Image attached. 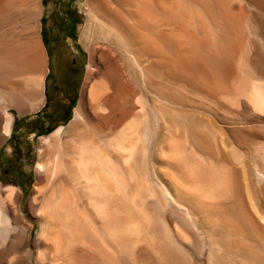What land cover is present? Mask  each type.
Masks as SVG:
<instances>
[{
  "label": "rangeland",
  "instance_id": "374dc122",
  "mask_svg": "<svg viewBox=\"0 0 264 264\" xmlns=\"http://www.w3.org/2000/svg\"><path fill=\"white\" fill-rule=\"evenodd\" d=\"M134 1L146 3V24L137 6L118 0L99 2L93 16L111 24L116 14L115 29L143 33L156 56L140 52L127 35L125 48L107 37L88 0H0V199L14 225L7 233L0 228V264H104L108 258L115 264H264V107L257 103L264 96V0ZM60 50L64 68L76 60L80 72L64 117L50 111L60 102L61 79L47 81L53 98L44 107L47 55L53 66ZM57 65L54 60V71ZM103 80L110 93L93 103L90 90ZM81 109L87 127L107 139L137 119L128 166L142 175V219L153 245L96 242L58 260L40 240L43 202L72 186L37 171L39 149L61 126L68 140ZM38 110L44 113L34 117ZM6 113L12 116L8 136ZM232 206L239 214L229 212Z\"/></svg>",
  "mask_w": 264,
  "mask_h": 264
},
{
  "label": "bare ground",
  "instance_id": "6f19581e",
  "mask_svg": "<svg viewBox=\"0 0 264 264\" xmlns=\"http://www.w3.org/2000/svg\"><path fill=\"white\" fill-rule=\"evenodd\" d=\"M103 1L88 0V6L92 16L95 15L93 14L94 8L96 7L95 5L100 3L105 4L106 2L107 5H110L109 1ZM118 1L122 6H137V18L142 24L150 19L146 11V3L143 1H140L137 5L134 0ZM109 5L107 7L105 5V7L110 13L112 11L109 10L112 9H110L111 7L109 8ZM98 7L96 8L99 9ZM103 7L104 6H101L100 8L103 9ZM100 10L101 9L97 11ZM112 15H110V18ZM115 15L112 21L107 18L108 16L106 17L111 21V24L103 22L102 20L99 21V18L96 16L93 17L101 23L104 34L107 37L114 36L115 39L120 42L119 45H123V48L126 46L125 35H127L130 37V41L132 40V42H136V44L139 45L138 48L140 52H152V54L156 56L155 49H151V45H148V40L150 38L146 40V36H144L143 33L140 34L136 30L130 28L125 32H120L117 28L115 29V26H113L114 24L112 25L113 19H116V21L119 20ZM117 15L120 17L118 13ZM120 22L123 23V21ZM145 55L146 54L143 56ZM129 58L135 65L142 69L140 62H138L139 60L137 61L135 56L130 55ZM212 63L216 67H224L223 63ZM103 81L98 85L96 84V86L92 87L90 90L89 96L91 100L94 101L93 103L96 101L99 102L101 96L105 94L109 89L108 87H110L108 81ZM107 93H110V91ZM105 95L108 96V94ZM30 96L32 95L30 94ZM29 98L28 96V99ZM263 98L258 97L259 102L257 103H259L260 107H264ZM97 109L103 112L105 108L103 109L99 106ZM73 121L68 133L66 132L68 140L63 142L61 137L63 126H61L49 136L43 138L42 141L46 144V149H39V157H41L42 160L40 159L41 161L37 164V171L40 173L51 172L50 179L52 180H56L59 176H61L64 181L65 178H67L71 183L73 192H75L71 194L70 192L72 190L70 189L71 191H69L65 189L63 185L62 189H57L55 193L53 192V194L48 197L49 199H45V202H43L44 205L39 209L40 211L38 213L40 217L39 221L42 224L40 240L48 246L50 251L55 253L51 252L58 260L76 246H89V244L92 243L93 248L96 242L105 246L108 244L114 247H122L126 243V240L130 239L133 244L146 241L147 244L153 245L154 238L149 235L147 224L142 219L144 217V207L140 203L141 199L138 197L137 189L134 188L135 192L131 190L132 192L129 194V190L126 188V184L129 180L132 181V183L137 181L141 182L142 180V176H137L136 172L134 173L128 166L130 153L135 147L134 135H136L137 130H139L137 119H131L121 128V131L113 136H109V139H107L105 133L101 130L94 129V127H87L86 123H84L85 121L82 119V109L78 110ZM11 123L12 116L6 113L2 123V131L5 136L10 134ZM50 168H52V171H49ZM230 188L233 189L232 186ZM36 189V194L38 195L41 190L38 186H36ZM193 190L198 192L194 193L201 195V192L197 189ZM10 192L9 201L12 203L15 191L11 190ZM36 194L34 195L33 201L37 200ZM227 194L228 193H226V195ZM78 202L86 204L85 207L83 209L76 208L75 205ZM6 204L7 202L0 199V228H2L5 233L12 230L14 227L11 223V217L9 216L10 208ZM199 207L202 209L203 205ZM252 207L254 208V205H252ZM229 212L233 215H237L239 214V208L232 206L229 208ZM255 214L260 220H263V216L257 212V210ZM66 256L64 255L62 258ZM39 257H41V254ZM69 261L67 264H71Z\"/></svg>",
  "mask_w": 264,
  "mask_h": 264
},
{
  "label": "flooded vegetation",
  "instance_id": "af4514ba",
  "mask_svg": "<svg viewBox=\"0 0 264 264\" xmlns=\"http://www.w3.org/2000/svg\"><path fill=\"white\" fill-rule=\"evenodd\" d=\"M62 50L57 52V55L53 59V66H51L50 60L51 57L50 55H47L48 59V70L47 74L45 75V81H44V92H45V97H46V102L44 107L46 109L48 108L47 105L52 101L51 97L48 94V85L47 81L49 78L58 81L61 79V87H62V96H59L57 99L60 102L55 103L52 107L51 112L55 114H60V116H65L68 115L69 112H71V103L74 99V95L77 92L78 89V78H79V64L76 60H72L70 65L68 67L64 68L63 61H62V56L61 53ZM61 59L62 66L59 63ZM54 60H56L57 68L54 71ZM56 87L59 88V85L57 84ZM63 103H66L67 105H62ZM38 115L36 117H39L41 114L44 113L43 110H38Z\"/></svg>",
  "mask_w": 264,
  "mask_h": 264
},
{
  "label": "crops",
  "instance_id": "0c3cea01",
  "mask_svg": "<svg viewBox=\"0 0 264 264\" xmlns=\"http://www.w3.org/2000/svg\"><path fill=\"white\" fill-rule=\"evenodd\" d=\"M134 173H135V171H134ZM136 174H137V176H140V177L142 176V175H140L139 173H136ZM129 182H132V181L129 180V181L127 182V184H126V188H127V190H129V191H128L129 194H130V192H132V191L135 192V191H134V188H136V189H137L136 191L138 192V197H140L139 199H141V201H142V196L140 195V194H141V193H140V192H141V189H140V188L142 187L141 182H140V181L133 182V184H132L133 188H132V189H129V188H128ZM134 183H135V185H134ZM137 184H138V185H137ZM131 190H132V191H131ZM141 201H140V203H141ZM138 202H139V200H138ZM104 264H115V262H114L112 259H109V258H108V259L105 260Z\"/></svg>",
  "mask_w": 264,
  "mask_h": 264
},
{
  "label": "water",
  "instance_id": "95a60500",
  "mask_svg": "<svg viewBox=\"0 0 264 264\" xmlns=\"http://www.w3.org/2000/svg\"><path fill=\"white\" fill-rule=\"evenodd\" d=\"M41 34H43V31L41 30ZM47 70H48V64H47ZM38 113V112H37ZM38 114L33 115L34 117H36Z\"/></svg>",
  "mask_w": 264,
  "mask_h": 264
}]
</instances>
